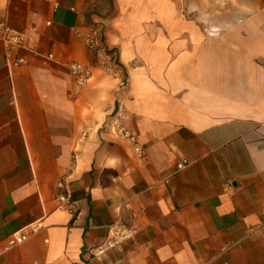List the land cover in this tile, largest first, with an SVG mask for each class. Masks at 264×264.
Segmentation results:
<instances>
[{
  "label": "crops",
  "instance_id": "crops-1",
  "mask_svg": "<svg viewBox=\"0 0 264 264\" xmlns=\"http://www.w3.org/2000/svg\"><path fill=\"white\" fill-rule=\"evenodd\" d=\"M100 1L0 0L27 47L0 44V245L34 230L0 264H264V0H112L117 76L74 31ZM114 223L134 237L95 256Z\"/></svg>",
  "mask_w": 264,
  "mask_h": 264
},
{
  "label": "built area",
  "instance_id": "built-area-1",
  "mask_svg": "<svg viewBox=\"0 0 264 264\" xmlns=\"http://www.w3.org/2000/svg\"><path fill=\"white\" fill-rule=\"evenodd\" d=\"M48 1V0H46ZM75 33L82 39L86 47L92 52L95 61L101 65L106 73L112 76H117L119 73L118 60L113 50L108 49L105 42V27L101 22L89 25L88 32L84 33L79 29H74ZM0 44L4 47L7 55V61L10 67H18L26 63V58L20 55L26 47V35L24 32L17 31L6 23H0ZM52 58V55H49ZM70 68L76 77V91L84 88L90 78V72L81 69L77 64H71ZM128 84V79H122L120 89L125 88ZM110 129L116 138H121L126 142L132 153L140 160L146 159V150L140 143L137 136L129 132L122 124L121 116L116 114L111 122ZM188 161H184L178 165V169H183L188 165ZM59 208L67 207L69 203L68 195H59ZM34 230L24 229L17 232L14 236L8 238L4 244L0 245V255L23 244ZM134 231L127 225L114 223L109 229L107 240L100 246L93 249L95 256L103 255L106 252L114 249L120 244L132 239Z\"/></svg>",
  "mask_w": 264,
  "mask_h": 264
},
{
  "label": "rangeland",
  "instance_id": "rangeland-1",
  "mask_svg": "<svg viewBox=\"0 0 264 264\" xmlns=\"http://www.w3.org/2000/svg\"><path fill=\"white\" fill-rule=\"evenodd\" d=\"M174 1H179L180 2V5H181V0H174ZM204 3H205V6L202 8V10L200 12H202L203 15L205 16H210L212 14L214 15H220L222 14L223 11H225V8H223L221 6V4H218L219 7H210V2L209 0H204ZM112 9H113V6H112V0H101L99 4H97L94 8H93V11L90 12V15L92 14H98L99 17H102L103 19H94L92 17H88V22L89 24H94V23H97L98 21H102L104 20L105 18H107L111 12H112ZM190 10L187 8L185 9V11H183L182 7H180V12L181 14H188V15H194V12H189ZM200 14V13H198ZM204 26H207V25H204Z\"/></svg>",
  "mask_w": 264,
  "mask_h": 264
}]
</instances>
